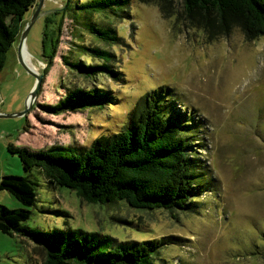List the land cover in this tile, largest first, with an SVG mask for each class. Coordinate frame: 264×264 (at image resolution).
<instances>
[{
  "label": "rangeland",
  "instance_id": "obj_1",
  "mask_svg": "<svg viewBox=\"0 0 264 264\" xmlns=\"http://www.w3.org/2000/svg\"><path fill=\"white\" fill-rule=\"evenodd\" d=\"M64 1L43 0L24 40L29 54L25 60L21 54L24 63L43 73L35 98L28 99L35 77L19 58L20 36L0 70V178L28 174L9 144L31 150L89 146L96 137L118 132L139 99L162 88V104L189 117L185 130L208 188L194 212L137 210L125 203L84 202L75 191L49 184L35 167L29 176L38 184L37 200L24 224L47 232L99 231L127 240L171 236L157 255L163 264H264V35L247 38L239 24L224 33L209 32L179 13L180 0H130L129 18L112 21L124 39L119 46L108 47L85 31L82 39L74 38L77 32L65 18L57 54L45 73L44 19ZM33 9L25 13L26 23ZM73 41L115 51L114 65L123 79L101 75L92 81L71 71L61 55L69 53ZM92 83L113 92L110 106L61 114L43 107L55 104L66 87ZM0 204L23 206L6 190H0ZM34 246L27 237L0 231V264H41Z\"/></svg>",
  "mask_w": 264,
  "mask_h": 264
},
{
  "label": "trees",
  "instance_id": "obj_2",
  "mask_svg": "<svg viewBox=\"0 0 264 264\" xmlns=\"http://www.w3.org/2000/svg\"><path fill=\"white\" fill-rule=\"evenodd\" d=\"M129 3L65 0L53 11L54 16H45L41 39L44 72L57 54L65 18L71 20L72 32H77L74 38L82 39L85 31L108 47L119 46L124 39L112 21L129 18ZM35 5L36 0H0V70L12 43L21 35L25 13ZM179 9L186 19L209 32L224 33L239 24L247 38L264 35V0H180ZM72 45L61 60L75 74L92 81L101 75L123 79L114 65L115 51L76 41ZM96 84L66 87L55 104L43 107L61 114L110 106L115 95ZM162 96V88L152 89L130 109L118 132L96 137L89 146L54 144L31 150L9 144L8 150L18 154L28 174H5L0 178V190H6L23 205L8 208L0 204V231L32 241L43 257L41 264H163L157 255L171 242V236L127 240L99 231L67 228L47 232L24 224L37 200L38 184L29 176L35 167L49 184L67 187L87 203H125L137 210L197 211L199 198L208 187L199 171L202 166L194 143L185 130L190 125L189 117L184 111H170L162 104ZM173 217L177 218L175 214Z\"/></svg>",
  "mask_w": 264,
  "mask_h": 264
},
{
  "label": "water",
  "instance_id": "obj_3",
  "mask_svg": "<svg viewBox=\"0 0 264 264\" xmlns=\"http://www.w3.org/2000/svg\"><path fill=\"white\" fill-rule=\"evenodd\" d=\"M43 0H39L36 5L34 6V9H33V17L30 21H28L27 23H25L23 29H22V32H21V35H20V44H19V47H18V52H19V58L21 60V62L23 63V66L25 67V69L30 73L32 74L34 77H35V82H34V85L31 89V91L29 92V95H28V99L29 100H32L35 98L36 94H37V90L39 89L40 85H41V81H42V76H43V73H37L36 71H34L33 69H31L30 67H28L22 57H21V48L22 46L24 45V40H25V37L28 33V30L32 24V22L34 21V19L40 14V9H41V4H42ZM27 110V107H25L24 110H22L19 114H23L25 111ZM4 116L3 114H0V117Z\"/></svg>",
  "mask_w": 264,
  "mask_h": 264
},
{
  "label": "bare ground",
  "instance_id": "obj_4",
  "mask_svg": "<svg viewBox=\"0 0 264 264\" xmlns=\"http://www.w3.org/2000/svg\"><path fill=\"white\" fill-rule=\"evenodd\" d=\"M21 54H22V57H23V59L25 60V59H28V57H29V54L27 53V51H26V49H25V46L23 45L22 46V52H21ZM31 68H32V66L31 65H29ZM33 69V68H32ZM35 70V69H34Z\"/></svg>",
  "mask_w": 264,
  "mask_h": 264
}]
</instances>
